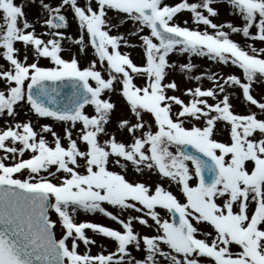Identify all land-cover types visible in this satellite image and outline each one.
<instances>
[{
  "label": "snow or ice",
  "instance_id": "obj_1",
  "mask_svg": "<svg viewBox=\"0 0 264 264\" xmlns=\"http://www.w3.org/2000/svg\"><path fill=\"white\" fill-rule=\"evenodd\" d=\"M256 42L264 0H0V264H264Z\"/></svg>",
  "mask_w": 264,
  "mask_h": 264
},
{
  "label": "rangeland",
  "instance_id": "obj_2",
  "mask_svg": "<svg viewBox=\"0 0 264 264\" xmlns=\"http://www.w3.org/2000/svg\"><path fill=\"white\" fill-rule=\"evenodd\" d=\"M17 2H20V0H17ZM168 2L172 3V2H174V0H168ZM220 6H219V8H220L219 18H218V20H214V22L231 21L234 25H239L241 23L239 18L231 16L228 14V9L224 5H223L225 7L224 9H227V10H226L225 14H222L224 10ZM26 8H25L26 13H29L28 14L29 18H32L36 12H32V9H26ZM35 10H37V9H35ZM176 19H177L178 23H182L183 20H189V26H194V25H191V21L189 19V13H187V12L178 14ZM201 28H203V26H201ZM120 31H126V29L121 28ZM69 32H71L73 35H75V29L74 28L69 29ZM113 34H115V32ZM232 38L234 40L238 41L239 43H241L242 45L245 43L244 38H242L241 36L233 35ZM248 42L251 43V41H248ZM254 46L259 47V46H264V45H261L259 42H256L254 44ZM65 47L68 48L69 46L65 45ZM125 50H128V49H124V48L121 49V51H125ZM71 53H77V48L75 46H71L70 51H65L62 53V55L65 59H70ZM77 58L81 61V66L82 67L85 66V60L87 58L86 57H80L79 54H77ZM132 58L134 60L138 59V50H132ZM171 59H173V60L179 59L181 62H184L187 59V57L186 56L185 57L172 56ZM192 62L194 64L198 65L200 70H209V71L215 70V71L219 72L220 74H225V73H229V72H236V69L233 67H229V66L217 67L214 62L208 61L206 58L193 57ZM0 63H2V61H0ZM41 63L46 65L47 62L42 60ZM175 78L181 87L195 86V81H192L191 83H189L188 81L183 80L179 74H177ZM204 83L207 84L206 81ZM253 88H254L253 94L257 95L258 98H259L260 94H264V85L255 84L253 86ZM237 111H241V112L245 111L244 106H238ZM29 116L33 120V123H35L36 117L32 114H29ZM28 118L29 117H25L23 115V113H21L19 116H17V120H24V119H28ZM40 122L41 123H43V122L51 123L50 121H43V120H41ZM56 130L59 132V127H57ZM49 139H50V137H49ZM217 139H221V137H217ZM133 178H138V177H133V176L128 177V179H130V180ZM109 210H111V209L109 208ZM162 215H163V213H162ZM77 219H78V221H91V222H99V223L103 222L107 225L116 227V225L113 222L109 221L107 218H103L102 216H100L98 214L97 215L80 214ZM140 230L145 231L144 229H140ZM88 234L92 235V233L90 231L88 232ZM95 238L97 239L98 245H104L109 250H111V245L107 240L102 239L100 237H95ZM97 251H98V248L94 246L92 248V252L95 253ZM132 254L139 258V254L136 253L135 251H133Z\"/></svg>",
  "mask_w": 264,
  "mask_h": 264
},
{
  "label": "bare ground",
  "instance_id": "obj_3",
  "mask_svg": "<svg viewBox=\"0 0 264 264\" xmlns=\"http://www.w3.org/2000/svg\"><path fill=\"white\" fill-rule=\"evenodd\" d=\"M26 9H36L35 7H27Z\"/></svg>",
  "mask_w": 264,
  "mask_h": 264
}]
</instances>
